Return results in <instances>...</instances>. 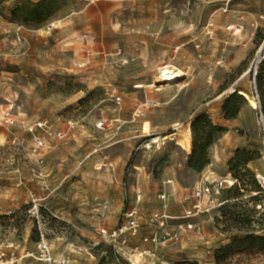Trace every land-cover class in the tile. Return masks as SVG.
I'll list each match as a JSON object with an SVG mask.
<instances>
[{
	"label": "rangeland",
	"instance_id": "374dc122",
	"mask_svg": "<svg viewBox=\"0 0 264 264\" xmlns=\"http://www.w3.org/2000/svg\"><path fill=\"white\" fill-rule=\"evenodd\" d=\"M260 55L264 0H0V242L133 264L96 227L138 204L158 238L130 237L140 264H264V123L237 97L258 101ZM165 68L183 78L167 86ZM41 122L64 137L35 154ZM228 175L239 185L186 218L194 190Z\"/></svg>",
	"mask_w": 264,
	"mask_h": 264
},
{
	"label": "built area",
	"instance_id": "2783aa9c",
	"mask_svg": "<svg viewBox=\"0 0 264 264\" xmlns=\"http://www.w3.org/2000/svg\"><path fill=\"white\" fill-rule=\"evenodd\" d=\"M262 59L260 55L259 59L256 62L254 68V74L257 73V68ZM6 123H13L11 115L9 113L6 114ZM261 120L264 123L263 116L261 115ZM49 127H47L46 123H39L36 126H33L29 129V131L34 134L38 129L43 130L45 134H47L46 138L35 137V148L34 153H38L40 150L49 149V145L47 143V138H52L54 141L58 139H62L64 137L62 132L52 131ZM175 139V138H174ZM166 140L162 137H157L151 139V141L147 142L144 146L149 149L153 146L160 148L165 144ZM104 167L113 168V162L108 160V157L104 159ZM150 176L148 179H150ZM238 183V180L234 178L232 175H228L221 179L209 178L206 179V182L203 186L194 190L192 197L194 198V203L186 210V218H194L198 215L209 213L213 211L212 209L217 205L219 196L222 194L221 192L225 188H231L235 184ZM32 195V201L36 204L39 200L34 194ZM138 203L142 201L143 194L138 192L136 194ZM162 199H166V195L161 196ZM141 208L138 207V204L130 209H128L124 214L123 222L115 227L109 228L104 224H99L96 227V232L103 243L112 247L117 253L126 254L128 251L131 252L132 258L137 260L139 258H144V255L149 252L146 250H140L139 246L130 247V237H138L141 236L142 229V221L143 215L141 213ZM159 215H154L151 217V221H157ZM189 229H193L191 225H189ZM172 240L178 241V236L176 234H168ZM143 243L157 242L158 238L155 234L151 238L143 237ZM27 240L22 241H6L0 242V264H23L26 260H32L37 264H73V260L69 258L67 255H55L53 254V249L51 244L47 240H41L38 242L35 248L29 249L26 245ZM140 260V262L142 261Z\"/></svg>",
	"mask_w": 264,
	"mask_h": 264
},
{
	"label": "trees",
	"instance_id": "16d2710c",
	"mask_svg": "<svg viewBox=\"0 0 264 264\" xmlns=\"http://www.w3.org/2000/svg\"><path fill=\"white\" fill-rule=\"evenodd\" d=\"M255 87H256L255 90H256V94H257L258 104L260 105L259 106L260 113L263 116V120H264V57H262L259 65H258V68H257V73L255 75ZM237 97H238V99H241V100L244 99L243 96H237ZM228 117H232V114H228ZM238 183H239V180H238ZM238 183L235 184L233 187L228 188V189H233L234 187H236V185H239ZM248 239H249V237H246L245 239L236 238L234 240V243L231 244V246L227 245L223 249V251H226V252L230 251L232 248H235L234 246H236V244H237L238 248H243L242 247L243 245H240V244L247 242Z\"/></svg>",
	"mask_w": 264,
	"mask_h": 264
},
{
	"label": "bare ground",
	"instance_id": "6f19581e",
	"mask_svg": "<svg viewBox=\"0 0 264 264\" xmlns=\"http://www.w3.org/2000/svg\"><path fill=\"white\" fill-rule=\"evenodd\" d=\"M181 73L178 71L171 70L169 68H165L160 72V75H161L162 81H164L165 84H168L167 86H171L172 83L176 82L178 79L183 78V75ZM239 94L244 96L245 98H247V100L250 104V107L252 109L258 108L259 105H257V101L254 98L249 97L247 95V93H245L243 91H240ZM174 136H175V134L170 135V136H166L164 138V140L173 139ZM132 260H133V264H140L141 263V262H139L140 259H138V258H137V260L132 258Z\"/></svg>",
	"mask_w": 264,
	"mask_h": 264
},
{
	"label": "water",
	"instance_id": "95a60500",
	"mask_svg": "<svg viewBox=\"0 0 264 264\" xmlns=\"http://www.w3.org/2000/svg\"><path fill=\"white\" fill-rule=\"evenodd\" d=\"M257 105H259V104H258V101H257ZM259 106H260V105H259ZM259 106H258V107H259Z\"/></svg>",
	"mask_w": 264,
	"mask_h": 264
},
{
	"label": "crops",
	"instance_id": "0c3cea01",
	"mask_svg": "<svg viewBox=\"0 0 264 264\" xmlns=\"http://www.w3.org/2000/svg\"><path fill=\"white\" fill-rule=\"evenodd\" d=\"M115 196V195H114Z\"/></svg>",
	"mask_w": 264,
	"mask_h": 264
}]
</instances>
